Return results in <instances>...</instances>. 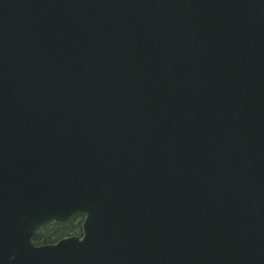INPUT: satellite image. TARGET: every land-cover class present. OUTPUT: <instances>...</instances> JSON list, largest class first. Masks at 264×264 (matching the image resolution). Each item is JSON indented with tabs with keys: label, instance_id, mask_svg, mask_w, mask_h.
I'll list each match as a JSON object with an SVG mask.
<instances>
[{
	"label": "water",
	"instance_id": "water-1",
	"mask_svg": "<svg viewBox=\"0 0 264 264\" xmlns=\"http://www.w3.org/2000/svg\"><path fill=\"white\" fill-rule=\"evenodd\" d=\"M0 264H264V0H0Z\"/></svg>",
	"mask_w": 264,
	"mask_h": 264
},
{
	"label": "rangeland",
	"instance_id": "rangeland-1",
	"mask_svg": "<svg viewBox=\"0 0 264 264\" xmlns=\"http://www.w3.org/2000/svg\"><path fill=\"white\" fill-rule=\"evenodd\" d=\"M83 215H75L70 221L61 224L59 226L47 225L42 226L36 234H40L44 239H48L46 243H51L57 240V238L64 235H81V223ZM42 243V242H41ZM45 243V242H43Z\"/></svg>",
	"mask_w": 264,
	"mask_h": 264
},
{
	"label": "trees",
	"instance_id": "trees-1",
	"mask_svg": "<svg viewBox=\"0 0 264 264\" xmlns=\"http://www.w3.org/2000/svg\"><path fill=\"white\" fill-rule=\"evenodd\" d=\"M47 225H54V226H59V225H57V224H54V223H47V224H45V226H47ZM57 239H59V238H57ZM34 241H35V243H43V242H47L48 241V239L46 238V239H44L40 234H35V236H34Z\"/></svg>",
	"mask_w": 264,
	"mask_h": 264
}]
</instances>
